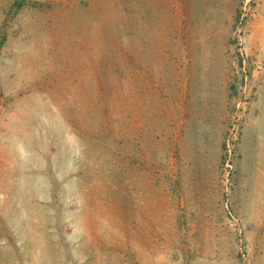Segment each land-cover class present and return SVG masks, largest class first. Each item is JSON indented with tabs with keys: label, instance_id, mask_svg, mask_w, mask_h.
Segmentation results:
<instances>
[{
	"label": "rangeland",
	"instance_id": "374dc122",
	"mask_svg": "<svg viewBox=\"0 0 264 264\" xmlns=\"http://www.w3.org/2000/svg\"><path fill=\"white\" fill-rule=\"evenodd\" d=\"M0 264H264V0H0Z\"/></svg>",
	"mask_w": 264,
	"mask_h": 264
}]
</instances>
